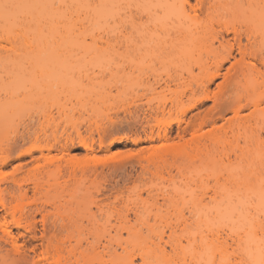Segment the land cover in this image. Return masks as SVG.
<instances>
[{"label": "rangeland", "instance_id": "1", "mask_svg": "<svg viewBox=\"0 0 264 264\" xmlns=\"http://www.w3.org/2000/svg\"><path fill=\"white\" fill-rule=\"evenodd\" d=\"M184 1L168 0L165 8L151 10L153 23L139 38L144 47L137 55L142 63L135 65V72L131 66L127 71L119 68L123 61L114 50L106 51L107 45L90 49L81 43L85 35L90 43L93 32L101 35L100 16L109 9L99 10V25L93 23L91 13L80 12L81 21H76L77 13L70 9L63 22L57 17L55 23L37 27L38 31L36 26L29 29L21 24L16 13L0 9V24H8V34L16 36L15 41L0 36V55L22 64L10 87L17 92L5 107L12 115L7 126L0 128V140L13 124H22L25 135L20 136L19 150L52 144L55 139L62 148L55 144V151H43V157L32 153L38 158L35 162L29 154L13 159L11 153L7 166L0 170L11 173L21 167L18 177L27 182L23 197L17 194L14 201H7L16 217L22 215L35 225L33 233L16 229L1 207L0 218L15 235V243H22L25 250L36 249L29 252L35 264H51L43 253L47 241L51 249L58 248L59 264H116L141 256L166 264L172 257L165 253L173 247L175 259H183L190 241L197 239L192 227L205 219L200 213L215 207L214 218L220 219L228 210V194L211 191L209 175L223 172L235 186L251 177L258 187L264 156L261 76L246 75L241 82L245 90L225 84L224 76L240 77L247 68L248 59L241 64L234 50L233 58L222 64L220 76L209 86L207 80L226 55L221 38L225 28L248 35L252 47L260 49L264 42L258 28L262 0H202L203 6L197 5L194 12ZM114 2L99 0L106 5ZM188 2L195 5V0ZM61 40H65L63 49L51 47ZM164 80L170 81L168 88ZM206 92L209 100L199 101ZM249 98L258 100L257 109L244 107ZM148 106L160 110L150 118L145 111ZM137 111L143 119L136 122L141 125L131 122ZM212 115L217 119L209 123ZM235 115L239 130L232 123ZM88 121L98 130H108L99 150L96 128L88 127L95 140L94 152L89 154L69 147L65 137L69 134L76 140L75 126L87 134ZM129 122L135 125L130 127ZM201 122L206 124L201 126ZM117 137L141 139L137 145L105 149ZM197 142L203 147L200 151L177 148L181 143L194 148ZM34 178L41 183L38 189L31 183ZM145 194L151 195L150 202L145 201ZM194 201H199V212L189 218L184 209ZM10 247L0 238V251ZM250 248L259 258L258 247L252 244Z\"/></svg>", "mask_w": 264, "mask_h": 264}, {"label": "snow or ice", "instance_id": "2", "mask_svg": "<svg viewBox=\"0 0 264 264\" xmlns=\"http://www.w3.org/2000/svg\"><path fill=\"white\" fill-rule=\"evenodd\" d=\"M0 6L8 7V5ZM37 7L63 10L88 9L98 12L101 9H109L107 13H102L100 16V20L103 22V27L99 28L101 35L96 36L93 32L91 43L89 37L85 35L81 43L90 49L107 45L105 50H114L119 60L123 61L118 64L119 68L127 71L131 66V71L135 72V65L138 62L142 63V61H138L137 55L139 50L144 47L139 38L147 34V30L153 23L152 17L155 14L151 10L159 8L160 5L151 3L150 0H116L110 5L94 4L88 0L82 4L50 3L37 5ZM97 23L99 25L100 21ZM258 28L260 33L264 34V0H262L259 10ZM105 29L108 31L105 32ZM253 52L258 59H252L251 66L260 73L261 91L264 93V42L261 43L258 51L254 49ZM22 128V124L15 125L12 137L19 138V136L25 135ZM261 143L264 144V131H262ZM10 151V147L5 149L6 153ZM132 155L134 153L128 154V156ZM261 167L258 187L256 186L257 182L251 177L239 186H235L223 172H217L206 178L209 181L207 187L211 191L217 194L221 192L228 194V210L220 219L214 218L215 207L211 208L207 214L200 213V215H204V221L192 227L193 234L197 236V239L190 241L185 249L183 259H175L177 250L175 247L170 248L165 255L172 258L166 264H264V156H262ZM10 174L12 173L8 171L0 173L2 176ZM211 181H215V183L212 184ZM195 191L196 189L193 188V192ZM204 198L206 197L201 199ZM216 198L218 197H214V199ZM144 199L146 202H150L151 195L145 194ZM184 212L189 218L192 215H197L199 201H194V204L185 208ZM5 223L7 222L5 221ZM150 235L151 233H149ZM252 244L258 247L259 258L252 254L250 248ZM29 252H36V249L25 250L22 243H14L7 250L0 251V264H35ZM133 254L135 255V253ZM116 264H157V262L141 256L135 261L126 259L117 261Z\"/></svg>", "mask_w": 264, "mask_h": 264}, {"label": "bare ground", "instance_id": "3", "mask_svg": "<svg viewBox=\"0 0 264 264\" xmlns=\"http://www.w3.org/2000/svg\"><path fill=\"white\" fill-rule=\"evenodd\" d=\"M55 1L60 3V4H65L67 2V0H58V1L57 0H7L0 5H8V7L0 6V9L6 13H10V12L16 13L17 14L16 16L19 19V21L21 22V24L29 25V29H32L35 26L37 28V27H41L42 25H45L47 23L53 24L57 21L56 20L57 17H59V21H61V22L64 21V17H65L68 10H63V9H59V8H57V10H54L53 8L37 7V5L56 3ZM72 1H73V3H77V4H82V3L88 2V0H72ZM96 1L99 4V0H96ZM153 1H155L156 4L160 5L162 8H165L167 6L166 4L168 2V0H153ZM256 1H258V0H256ZM184 2L188 6V8L193 12L197 9V7H196L197 5L200 6V8L203 6L202 0H195V5L190 4L188 2V0H185ZM80 12H82V13L84 12L85 16L88 15L89 13L94 15L95 18L91 19V20H93L94 24H97V22L99 21V18H98L99 12L97 10H91L90 11L88 9H75V13H77L75 15L76 21H81V18L79 15ZM7 28H8V24L3 25V26L0 24V36H5L6 40L15 41V40H13L16 37L15 33L10 32L8 34ZM38 29L39 28H37L36 30L38 31ZM223 35H225L227 39L224 38ZM223 35H221V38H223L224 43H225V45H223V47L226 50V55L221 59L219 65L216 67L215 71L208 78L207 85L209 86L215 78L220 76L219 70L221 69L222 64L224 62H227L230 58H233V51L236 50L237 54L240 57L241 64L244 65L245 59H248V63L246 65L247 68L244 69L245 71H242L240 73V77L236 76L232 79L231 76L230 77L228 75L224 76V82H225V84L231 83L235 89L237 87H241L242 89L245 90L246 88L243 86V84L241 82L246 75L252 74L254 76H260L259 71H257L256 69H253L251 66V60L252 59H258V57H256L254 52H253L254 48L252 47V43L250 40L251 38H249V36L246 34L243 35V34L239 33V31L234 27L225 28ZM229 36H232V37L229 38ZM242 38H244L245 43H242ZM52 44L53 45L51 47L53 49H56V48H57V50L63 49V46L65 45V40H61V41L55 42V43L53 42ZM258 50L259 49H257V51ZM21 66H22V64L19 61L13 59L11 56L0 55V72H2L4 74L2 77H0V128L7 126L8 121L12 115L11 112H7L5 110V107L8 104H10L9 102H11L13 97L16 95L17 91L15 89L11 90L10 87L14 84V82L16 80L15 78H16ZM169 82L170 81H167V80L163 81V84L166 88L169 87ZM201 100L202 101L209 100V96H208L207 92L203 95V97L199 101H201ZM250 105L254 109H257L258 108V100L257 99L251 100L249 98L244 107L247 108ZM2 108H4L6 113L2 110ZM216 108H217V106L215 105L214 109H216ZM159 110H160L159 107L153 108L151 106H148L147 109H145V111L148 112L147 117H150V118H152V116L155 115ZM138 111H139V109H138ZM138 111L136 112V114L138 113ZM142 112H143V110H142ZM234 113L237 114V111H235ZM137 116H138V114H137ZM137 116L135 119L134 118L135 115H134L133 118L135 119V121H131V122L135 123L136 121H139L141 119L140 118L141 115H140V117L138 116V118H137ZM145 117L146 116H144V118ZM146 118H145V120H146ZM216 119L217 118L214 115H212L209 123H214L216 121ZM141 120L139 121L140 123H141ZM145 120H143V121H145ZM147 121H148V119L146 120V122ZM89 123H90V121H88L86 123V126L89 125ZM140 123H137V124H140ZM232 123H233V126L236 125V128L238 130L241 128L240 121H238L237 115H235V119ZM111 124H113L112 126L115 125L114 122H112ZM120 124H118V125H120ZM132 124L129 122L128 126L132 127L131 126ZM205 124L206 123L201 122L199 125L202 126ZM81 125H82V123H81ZM83 125H84V123H83ZM92 125H94V127L96 128V129H94L93 132L94 133L96 132V134L98 135L97 138L99 139V150H101L100 147H101L102 137H103V135L107 134L108 130H103L102 128H100L101 130H98L99 128L97 129V126L95 124H92ZM92 125L87 126V128L84 126L86 128L87 134L89 133L90 136L87 134L83 135L82 134L83 132L81 133L79 131V127L75 126L74 127V133H75V137H76L77 141L75 140V138L74 139H73V137L71 138V136H69V134H68V136H65L66 142H68L66 144L70 143L71 146H69V147H75V148L79 147V148H81V150H84V152H86L88 154L93 153L94 152V146H95V142H94L95 140L93 139L94 137L92 138V136H91L92 133L90 132V130L92 131L93 129H90V130L88 129V127L94 128V127H92ZM133 125H135V124H133ZM14 126H15V124L12 125V128L8 132V134L0 140V170L7 166V163L10 159L11 153L15 155L13 159H17V158L21 157L23 154H29V156L32 159V162H35L38 158L32 157V155H31L32 153L38 152L43 157V151L49 152V151L53 150V148L55 151V148H56L55 144L57 143V141H59L57 139H55V141H53L52 144H46L43 146H35L31 150H27V151L19 150V142L21 140V137L20 136H19V138L12 137ZM85 128H84V130H85ZM150 135H152V134L150 133ZM84 136H86V137L89 136V137L86 138ZM163 136H165V133L163 134ZM65 137H64V141H65ZM150 138H152V136H150ZM150 138L146 137V139H150ZM140 139L141 138H135V139H133V138L128 139L127 138L126 139L125 137L124 138H121V137L118 138L117 137V138L111 139L108 142V144H106V146H104V147H105V149H109L110 147H113L115 145L125 144V143L137 145V143L140 142ZM211 141L214 142L213 139H211ZM63 142H61L60 145H62ZM215 142H217V141H215ZM58 144H59V142H58ZM58 144H56V146ZM66 144L64 146H66V148H67ZM64 146H63V148H64ZM9 147L11 148V151L6 153L5 149L9 148ZM59 148H61V147L59 146ZM66 148H64V150H66ZM177 148H179L180 150H184V151L187 149H193L195 151H200L203 149V147L200 146L198 144V142L196 143L194 148L189 147L188 144L185 145L183 143L179 144ZM64 150H62V151L64 152ZM62 151L60 150V151H58V153L60 152V155L64 154ZM5 156H7V159H5ZM20 172H21V167H15L12 169V172H11L12 174H10L8 177L2 176L0 178V207L6 211V214L13 221V226L16 229L21 228L25 232L30 234V233H33V231L35 230V225L32 224V222H27V220H25L22 215L16 217L15 216V214H16L15 210L13 208L9 207L8 201H7L8 198L10 201H14L16 199L15 195H17V194H19L20 198L25 195V190L23 189V185L26 182V180L23 179L22 177H20V178L18 177V174ZM31 183L34 185V189H38L41 186V183L38 182L37 178H34ZM7 188L9 190H7ZM21 193H24V194H21ZM0 220H1V218H0ZM45 236L46 235H44V237ZM0 238L2 240H4L5 242L9 243L11 246H13V244L16 242V238H15V235L12 233V230H10L8 228V226H6L2 222V220L0 221ZM47 242H46V245L43 246V253L45 255V259L47 261H49L51 264H59L60 260H59V256H58V248L54 247V249H51L50 242H48V243ZM255 252L259 253V250H256ZM33 253H35V252H33Z\"/></svg>", "mask_w": 264, "mask_h": 264}]
</instances>
